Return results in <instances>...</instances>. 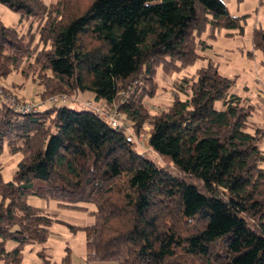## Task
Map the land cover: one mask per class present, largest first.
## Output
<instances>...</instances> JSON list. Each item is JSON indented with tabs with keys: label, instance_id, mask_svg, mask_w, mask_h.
Instances as JSON below:
<instances>
[{
	"label": "trees",
	"instance_id": "obj_1",
	"mask_svg": "<svg viewBox=\"0 0 264 264\" xmlns=\"http://www.w3.org/2000/svg\"><path fill=\"white\" fill-rule=\"evenodd\" d=\"M0 3L29 21L0 19V82L18 72L43 98L88 93L117 109L136 137L148 126L150 150L91 108L20 113L0 101V156H19L9 180L0 163V264H22L24 246L45 245L58 222L29 196L92 216L66 224L84 233L86 262L264 264V127L230 91L235 79L208 60L174 81L168 105L146 104L158 69L206 59L209 41L221 30L243 35L250 14L233 15L224 0ZM251 41L241 52L264 57L263 27ZM37 255L50 264L46 247ZM57 264H75L68 245Z\"/></svg>",
	"mask_w": 264,
	"mask_h": 264
},
{
	"label": "rangeland",
	"instance_id": "obj_2",
	"mask_svg": "<svg viewBox=\"0 0 264 264\" xmlns=\"http://www.w3.org/2000/svg\"><path fill=\"white\" fill-rule=\"evenodd\" d=\"M44 1L49 3L52 0ZM224 2L229 11L234 13L235 1L224 0ZM0 19L6 25L18 26L19 28H26L29 24V21L27 20H23L21 22L19 15L2 3H0ZM253 27L254 21L251 19L247 22L244 35L234 37L225 36L223 34L225 30H221V33L218 34V37L215 41H209L212 44L211 47L213 48L210 47L211 49L209 48L205 51L204 54L206 59L198 60L195 64L187 67L181 72L166 73L163 70L158 69L156 76L158 84L157 93L153 98L146 99V104L149 106L150 110L154 111L160 107L168 105L172 100L174 81L177 80V78L182 77L183 75H190L194 73L197 67L205 65L208 60L213 61L218 66L219 72L221 74L235 79L234 85L231 87L230 91L243 97L245 90V88L243 87L250 85L249 76H254V71L257 69V66H261L259 64V59L263 58L259 50H254V55L251 58H248L244 53L241 52V50H244V52L252 50L251 39ZM250 44L251 47H249ZM237 46L241 47V49ZM16 79L23 80L24 78L20 75V73L12 72L7 76V78L3 79L0 84H2L1 86H4L7 89V92L11 91L10 93L13 94L17 100H37V102L41 104L40 110L51 106L46 102L47 97H40L39 94L36 97L34 95L35 93H33L32 98L25 99L21 97L16 88L14 89L11 86H5L9 85L12 82H17L18 80ZM23 94L27 95V93ZM67 95L69 97L67 105L75 110H82L85 108L93 109L99 106L102 107V103L95 102L92 95L88 93L77 92ZM87 101H89V104H85V102ZM216 106L220 107V103L217 102ZM121 121L127 126V131L132 134L133 141L136 142L139 148L144 151H150L146 143V139L148 137V126H146L145 133L140 134L139 137H136L130 127V124L124 120L122 115ZM261 148L264 149V140L262 141ZM18 157V155H10L7 149H5L0 156V163L3 166L1 173L5 180L10 179L12 170ZM40 200L42 199L35 196H29L27 198V202L35 206L38 205V202ZM44 209L46 212L50 213L58 220V222L52 225V234L47 242L51 246L50 250H48V252L50 253V264L59 263L66 245L71 248L73 262L75 264H80L81 260L79 262V258L81 259V257L85 253V235L83 232H78L75 235L69 233L68 229L66 228V224H75L81 226L87 225L93 221L92 216L85 210L71 209L59 206L58 204H56V201L47 202V205H45ZM7 247H11V242L7 244ZM39 248H41V246L38 244L24 246L22 264H36V261L38 262L36 251L39 250Z\"/></svg>",
	"mask_w": 264,
	"mask_h": 264
},
{
	"label": "crops",
	"instance_id": "obj_3",
	"mask_svg": "<svg viewBox=\"0 0 264 264\" xmlns=\"http://www.w3.org/2000/svg\"><path fill=\"white\" fill-rule=\"evenodd\" d=\"M234 1H235V11L234 13L231 12L233 15H241V14L248 13L250 14V16L248 17L246 21V25H247V22L252 19L254 21V27L261 26L264 28V0H240V1L234 0ZM226 32L227 31H225L223 34L225 35ZM234 36H240V35H233V37ZM237 47L241 49V47L239 46ZM249 47H251V44L249 45ZM259 64L261 66L260 67L257 66V69L254 71V76L253 77L249 76L250 85L243 87L245 88L243 97L244 98L246 97V99L253 106V112H252L253 119L258 124L264 127V57L259 59ZM16 80L18 81L12 82L9 85H5V86H11V87L17 86L16 90L19 92L21 97L25 99L32 98L33 93H35L34 95L37 97L40 89H39V86H37L36 82L32 80H25V79L23 80L16 79ZM22 92L25 94L27 93V95H24ZM45 202L46 201L44 200H40L37 206L44 208L45 205H47V202L46 204ZM11 246H13V243H11ZM43 246L46 247L47 256L49 258L50 253L48 252V250H50L51 246L48 243H46L45 245H42L41 248H39V250L36 251V255H37V252L40 251ZM37 258H38V255H37ZM49 261H50V258H49ZM79 262L80 264H118L116 262H86L84 260V255L81 257V259L79 258ZM36 264H40L39 258H38V262L36 261Z\"/></svg>",
	"mask_w": 264,
	"mask_h": 264
},
{
	"label": "built area",
	"instance_id": "obj_4",
	"mask_svg": "<svg viewBox=\"0 0 264 264\" xmlns=\"http://www.w3.org/2000/svg\"><path fill=\"white\" fill-rule=\"evenodd\" d=\"M0 101L8 102L15 111L20 113H33L40 110L41 104L37 102V100H17L13 94L6 93L3 87L0 84ZM69 101V97L67 94H52L47 96L46 102L49 105H63ZM85 104H89V101L85 102ZM96 113L101 115L103 118L109 121L111 126L119 127L122 126L124 128L125 139L129 142L133 141V136L131 133L127 131V126L123 124L121 121V113L117 109H105L101 106L93 108Z\"/></svg>",
	"mask_w": 264,
	"mask_h": 264
}]
</instances>
